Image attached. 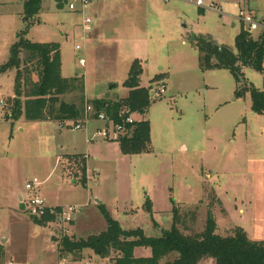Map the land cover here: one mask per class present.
<instances>
[{
	"label": "rangeland",
	"instance_id": "obj_1",
	"mask_svg": "<svg viewBox=\"0 0 264 264\" xmlns=\"http://www.w3.org/2000/svg\"><path fill=\"white\" fill-rule=\"evenodd\" d=\"M152 1L156 3L91 0L87 17L92 32L83 41L82 18L65 5L56 7L55 0H41L31 19L25 0H0V67L18 41L57 43L61 77H77L85 101L126 97L124 82L135 60L142 68L141 87L153 92L161 84L165 87L162 95L150 97L143 115L152 131V151L124 157L119 144L97 136L104 125L95 119L79 123L80 130L73 122L61 126L23 116L12 119L17 69L0 70V100L5 104L0 108V264L58 262L64 233L54 223H38L20 208L31 194L25 184L32 179L41 183L36 194L45 202L75 207L67 227L72 241L106 230L98 204L122 229L139 228L146 237L170 229L175 205L179 216L187 218L180 225L185 234L202 231L211 213L218 235L228 236L241 226L250 240H264V115L251 110L249 93L236 97L239 85L230 68H201L204 54L199 57L193 39L201 36L222 44L236 56L235 35L247 29L237 19L239 9L261 19L264 0H202L200 8L192 2ZM260 33L252 32V37ZM19 58L22 62V51ZM82 58L83 67L78 63ZM34 66L26 65L32 73ZM241 72V87L251 84L264 91V74L249 67ZM63 99L79 104L76 94ZM85 135L92 142L85 143ZM71 154L88 157L87 183L81 159L68 160ZM149 255V249L134 250V257ZM113 256L100 257L87 249L67 258L72 264H112Z\"/></svg>",
	"mask_w": 264,
	"mask_h": 264
},
{
	"label": "trees",
	"instance_id": "obj_2",
	"mask_svg": "<svg viewBox=\"0 0 264 264\" xmlns=\"http://www.w3.org/2000/svg\"><path fill=\"white\" fill-rule=\"evenodd\" d=\"M68 0H55L56 7L63 8ZM41 0H25L26 16L30 19L36 14ZM202 69L221 67L217 62L211 63L212 55L198 43ZM237 51L238 66L230 68L239 85L235 91L236 97L249 93L251 110L257 115H264V91L254 88L251 84L241 87L243 74L241 69L249 67L264 74V32L256 39L252 34L241 29L234 39ZM24 59L21 62L20 52ZM33 65L30 72L26 65ZM21 65H25L22 71ZM16 68L14 97L10 117L18 119L23 116L26 121H53L62 123L76 121L82 118L84 103L92 104L97 111L104 110L113 118L118 112L127 109L129 113L144 115L150 102L149 88L140 87L141 65L135 60L128 73L124 86L129 90L126 98L108 102L102 100L85 101L83 87L78 84L77 77H61L60 47L57 43L16 42L11 49V56L0 70ZM32 71V70H31ZM35 75V79L33 75ZM78 95L79 104L65 102L64 96ZM129 137L120 138L117 143L123 155H140L148 153L150 147V127L148 121H137L131 127ZM81 171L85 174L84 162ZM84 178V176H83ZM85 183V178L83 180ZM99 210L106 221V230L97 236L85 240H75L63 236L58 243V254L67 257L72 253L91 250L95 255L108 257L111 253L112 264H201L204 260H213L214 264H264V242L252 241L246 232L237 227L232 234L220 236L214 217L208 213L202 231L185 234L186 228L180 227L187 218L179 216L177 206L172 208V225L169 230L162 231L159 237H146L139 228L124 230L113 220L105 207L98 204ZM146 209L151 212V204L146 201ZM183 219V220H182ZM40 224H47L52 218L45 216L36 219ZM143 247L150 250L148 257H134V250ZM172 257L170 260H167Z\"/></svg>",
	"mask_w": 264,
	"mask_h": 264
},
{
	"label": "built area",
	"instance_id": "obj_3",
	"mask_svg": "<svg viewBox=\"0 0 264 264\" xmlns=\"http://www.w3.org/2000/svg\"><path fill=\"white\" fill-rule=\"evenodd\" d=\"M185 2H192L197 7L203 6L202 0H181ZM91 0H68L65 3L67 9L82 18L81 21V39L85 41L89 34L92 32V20L87 17V12L89 11ZM209 9L218 13L219 7L215 4H209ZM236 8L238 6L235 5ZM237 19L247 27L246 31L252 34L259 30L264 32V18L258 20L252 12L244 11L239 9ZM76 50H81L80 46L75 47ZM80 66L85 65L84 58L78 61ZM165 92L164 84H161L156 92L152 91V96L159 97ZM5 106L4 101L0 100V108ZM89 119H95L101 122L104 127L102 130L97 132V136H100L105 142H117L120 138L129 137L132 134L131 127L138 120L136 119L135 113H129L125 108L118 112L117 118H113L110 114L104 110L97 111L92 104L86 103L84 105L83 116L81 119L76 121H65L59 123V125H64L67 122L76 123L74 125L75 130H80L81 126L79 123L86 122ZM87 178V177H86ZM85 178V181H86ZM89 178V177H88ZM40 182L36 179H32L25 184V189L31 192L30 196L24 202V209L28 212L29 216L35 219H42L45 216L52 218L50 223H54L55 226L61 229L64 233L63 236H67V227L74 220L72 214L75 212V207H49L45 204L43 198L36 194L37 188L40 186ZM62 236V237H63ZM61 237V238H62ZM74 264L80 263V261L73 262ZM12 264V263H9ZM57 264H72L68 261L67 257L59 255ZM81 264V263H80Z\"/></svg>",
	"mask_w": 264,
	"mask_h": 264
},
{
	"label": "water",
	"instance_id": "obj_4",
	"mask_svg": "<svg viewBox=\"0 0 264 264\" xmlns=\"http://www.w3.org/2000/svg\"><path fill=\"white\" fill-rule=\"evenodd\" d=\"M193 39L203 48L205 49L216 62L222 66L231 68L234 67L237 62L238 58L231 52L230 50L226 49L223 46L214 45L211 42L207 41L204 37H193ZM21 210H24V205H20ZM35 219V218H34ZM56 240V239H55Z\"/></svg>",
	"mask_w": 264,
	"mask_h": 264
},
{
	"label": "crops",
	"instance_id": "obj_5",
	"mask_svg": "<svg viewBox=\"0 0 264 264\" xmlns=\"http://www.w3.org/2000/svg\"><path fill=\"white\" fill-rule=\"evenodd\" d=\"M128 1H130V0H123L124 3H127ZM178 1H181V0H178ZM154 2H155V1H152V0H151V3H154ZM181 2H183V1H181ZM155 3H156V2H155ZM183 3H187V2L184 1ZM233 6H234V8H236L235 5H233ZM161 10H162V9H160V14L163 15L164 12L161 13ZM203 10H204V9H199V11H201L202 13H203ZM249 12H252V13L256 16V18H257L258 20H262V19L264 18V16H263L261 19H259V17L257 16V14H255L253 11H249ZM129 14H130V13H129ZM94 16H96V15H94ZM188 29H190V28H188ZM236 35H238V33H236ZM236 35H235V37H236ZM234 39H235V38H234ZM195 43H197V42H195ZM195 43H194V44H195ZM195 45H196V44H195ZM219 46H223V45L220 44ZM197 51H198V50H197ZM198 53H199V51H198ZM200 56H201V55H200V53H199V57H200ZM213 59H214V58H213ZM214 60H215V59H214ZM215 62H216V60H215ZM213 63H214V62H213ZM221 67H222V66H221ZM213 69H214V68H213ZM213 69H212V70H213ZM209 70H211V69H209ZM156 78H157V77H156ZM139 84H140V83H139ZM140 87H141V86H140ZM147 87H148V86H147ZM147 87H144V88H147ZM128 92H129V90H128ZM127 95H128V93H127ZM127 95H126V97H127ZM149 96L152 97V91H151V90H149ZM126 97H124V98H126ZM124 98H123V99H124ZM121 100H122V99H121ZM136 119H137L138 121H147L143 115H138V114H136ZM148 123H149V122H148ZM149 127H150V124H149ZM86 142H87V143H90V142H92V141H91V139H88L87 136L85 135V143H86ZM104 142H105V141H104ZM107 143H114V142H107ZM151 143H152V131H151V128H150V147H151L150 152L152 151V145H151ZM115 144H118V143L115 142ZM180 148L184 150V146H181ZM143 154H144V153H143ZM145 154H146V153H145ZM123 156H124V157H127L128 155H123ZM131 156H132V155H131ZM133 156H136V155H133ZM69 159H81V160H83V162H84V168H85V172H86L85 177H87V178H86V181H87V180L90 178L89 175H88V172H89V171H88V169L86 168L88 157H87L85 154H83V155H78V156H77V155H72V154H71L70 156H68V160H69ZM88 177H89V178H88ZM86 181H85V183H87ZM19 199H21V196H19ZM46 202H47V201H46ZM46 202H45V204H46L47 206H49V207H60L59 205L51 204V203H48V202L46 203ZM240 228L243 229V227H241V226H240ZM243 230H244V229H243ZM244 231H245V230H244ZM245 232H246V234H247V231H245ZM247 236H248V234H247ZM54 240H55V239H54ZM262 241L264 242V240H262ZM9 263H12V262H9ZM9 263H8V264H9ZM12 264H13V263H12Z\"/></svg>",
	"mask_w": 264,
	"mask_h": 264
}]
</instances>
